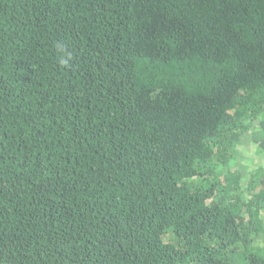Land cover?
<instances>
[{
	"label": "trees",
	"instance_id": "obj_1",
	"mask_svg": "<svg viewBox=\"0 0 264 264\" xmlns=\"http://www.w3.org/2000/svg\"><path fill=\"white\" fill-rule=\"evenodd\" d=\"M0 264H264V0H0Z\"/></svg>",
	"mask_w": 264,
	"mask_h": 264
}]
</instances>
